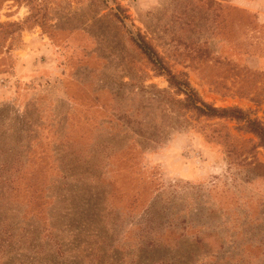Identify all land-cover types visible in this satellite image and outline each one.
Instances as JSON below:
<instances>
[{"label": "rangeland", "instance_id": "obj_1", "mask_svg": "<svg viewBox=\"0 0 264 264\" xmlns=\"http://www.w3.org/2000/svg\"><path fill=\"white\" fill-rule=\"evenodd\" d=\"M169 73L264 124V0H0V264H264V147Z\"/></svg>", "mask_w": 264, "mask_h": 264}, {"label": "trees", "instance_id": "obj_2", "mask_svg": "<svg viewBox=\"0 0 264 264\" xmlns=\"http://www.w3.org/2000/svg\"><path fill=\"white\" fill-rule=\"evenodd\" d=\"M163 68V67H159ZM169 85L176 88V91L184 93L183 99H177V103L181 105L184 111L193 110L198 114H203L208 117L213 116H230L238 120H243L248 130L253 132L259 139L261 145L264 147V124L251 119L239 108H217L208 103H205L197 97L195 91L189 86L187 81L182 80L180 77L170 74L168 75ZM164 92V91H162ZM60 251V250H59Z\"/></svg>", "mask_w": 264, "mask_h": 264}]
</instances>
